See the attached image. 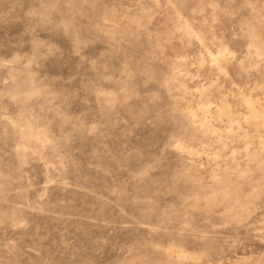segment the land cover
Listing matches in <instances>:
<instances>
[{"label":"rangeland","instance_id":"374dc122","mask_svg":"<svg viewBox=\"0 0 264 264\" xmlns=\"http://www.w3.org/2000/svg\"><path fill=\"white\" fill-rule=\"evenodd\" d=\"M0 264H264V0H0Z\"/></svg>","mask_w":264,"mask_h":264}]
</instances>
